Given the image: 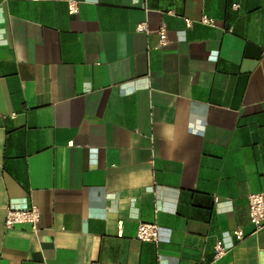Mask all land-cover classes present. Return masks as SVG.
Listing matches in <instances>:
<instances>
[{
    "label": "crops",
    "instance_id": "obj_1",
    "mask_svg": "<svg viewBox=\"0 0 264 264\" xmlns=\"http://www.w3.org/2000/svg\"><path fill=\"white\" fill-rule=\"evenodd\" d=\"M73 1L0 0V264H264V0Z\"/></svg>",
    "mask_w": 264,
    "mask_h": 264
},
{
    "label": "built area",
    "instance_id": "obj_2",
    "mask_svg": "<svg viewBox=\"0 0 264 264\" xmlns=\"http://www.w3.org/2000/svg\"><path fill=\"white\" fill-rule=\"evenodd\" d=\"M235 5V4H233ZM69 11L76 10L75 2L68 0ZM205 22L211 23L212 19L204 17ZM138 30L147 31L144 23L137 25ZM159 43H167V28L164 24L158 27ZM248 214L249 220L253 225V231L264 229V193L250 192L247 194ZM39 220V210L36 205L31 204L28 207L18 208L8 205L5 212L4 224L6 227H11L18 223H29L35 228ZM233 235L236 240L244 238L245 234L241 228L233 229ZM136 238L143 241H157L158 240V225L156 222H140L137 226ZM227 252V247L221 242L216 241L213 245V256L219 258Z\"/></svg>",
    "mask_w": 264,
    "mask_h": 264
}]
</instances>
